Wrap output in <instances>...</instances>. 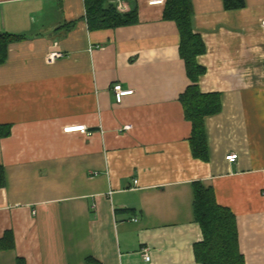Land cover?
Masks as SVG:
<instances>
[{
    "label": "crops",
    "instance_id": "0c3cea01",
    "mask_svg": "<svg viewBox=\"0 0 264 264\" xmlns=\"http://www.w3.org/2000/svg\"><path fill=\"white\" fill-rule=\"evenodd\" d=\"M123 1L138 23L91 30L84 0H0V32L21 36L0 64V264H201L199 180L236 215L245 264H264V0H192L199 87L222 103L208 161L192 153L167 0ZM116 83L134 93L117 102Z\"/></svg>",
    "mask_w": 264,
    "mask_h": 264
},
{
    "label": "trees",
    "instance_id": "16d2710c",
    "mask_svg": "<svg viewBox=\"0 0 264 264\" xmlns=\"http://www.w3.org/2000/svg\"><path fill=\"white\" fill-rule=\"evenodd\" d=\"M88 26L91 30L116 28L139 22L137 8L119 11L112 0H84ZM228 10L245 6V0H224ZM164 19L175 21L181 35L180 54L183 58L191 84L181 95L185 117L192 123L190 137L193 156L209 160V147L205 117L222 110L219 93H204L199 78L206 71L198 64L197 57L206 51L202 36L195 32L192 0H167ZM21 36L0 32V64L8 56V46ZM9 126L0 125V136L10 134ZM5 185L4 168L0 166V187ZM195 220L202 230V240L194 246L195 256L201 264H245L240 250L238 227L234 212L218 203L215 191L202 181L193 182ZM2 246V245H1ZM18 264H24L18 260Z\"/></svg>",
    "mask_w": 264,
    "mask_h": 264
},
{
    "label": "built area",
    "instance_id": "2783aa9c",
    "mask_svg": "<svg viewBox=\"0 0 264 264\" xmlns=\"http://www.w3.org/2000/svg\"><path fill=\"white\" fill-rule=\"evenodd\" d=\"M112 1L114 3H116L119 11H122V12L127 11L126 3L123 0H112ZM263 24H264V22H263ZM61 56H62V52L55 51V52H52L50 54L49 58H50V60H54V59L61 57ZM113 90H114V94H115V98H116L117 102H122L123 99L125 98V96L131 95L134 93L133 89L124 88L121 83H116L113 86ZM131 127H132V125L128 124V125L124 126V129L129 130ZM64 130L66 132L80 131L83 133H88V128L85 124L67 126ZM237 157H238V154H231V155L226 156V159L231 161V162H234L237 159ZM144 256H145L146 260L150 259V256L148 254L147 249H145V251H144Z\"/></svg>",
    "mask_w": 264,
    "mask_h": 264
}]
</instances>
